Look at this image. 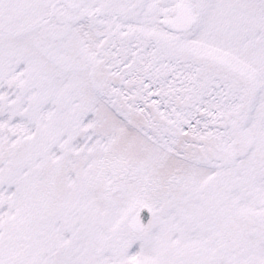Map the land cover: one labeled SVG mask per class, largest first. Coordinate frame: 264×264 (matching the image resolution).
Wrapping results in <instances>:
<instances>
[{"label": "snow or ice", "instance_id": "obj_1", "mask_svg": "<svg viewBox=\"0 0 264 264\" xmlns=\"http://www.w3.org/2000/svg\"><path fill=\"white\" fill-rule=\"evenodd\" d=\"M0 264H264V0H0Z\"/></svg>", "mask_w": 264, "mask_h": 264}]
</instances>
